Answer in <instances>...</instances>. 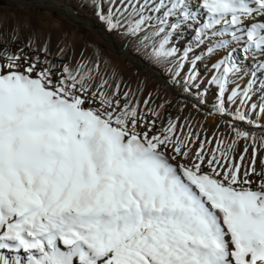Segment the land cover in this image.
<instances>
[{
    "label": "snow or ice",
    "instance_id": "1",
    "mask_svg": "<svg viewBox=\"0 0 264 264\" xmlns=\"http://www.w3.org/2000/svg\"><path fill=\"white\" fill-rule=\"evenodd\" d=\"M31 2L141 56L0 34V264H264V0Z\"/></svg>",
    "mask_w": 264,
    "mask_h": 264
},
{
    "label": "rangeland",
    "instance_id": "2",
    "mask_svg": "<svg viewBox=\"0 0 264 264\" xmlns=\"http://www.w3.org/2000/svg\"><path fill=\"white\" fill-rule=\"evenodd\" d=\"M21 3L20 0H3V3H0V34L3 35L4 40L11 41L13 36L12 28L17 22L23 26L30 21L31 27L35 28L40 34L46 35L51 33L53 48L60 39L61 33L67 32L66 42L73 46L77 54L87 45L94 42L102 49L103 58L110 61L111 66L115 67L118 72H122L126 79L133 82L132 76L135 73L137 65L135 64V69L132 70L127 66L130 60H139L141 56V53L135 50L134 45L129 44L124 46L118 37L114 38L115 43L123 46L128 53L124 56L116 53L110 54L107 41L90 32H85L80 25L63 17L59 11L46 9L44 7H34L32 6L31 0L26 3ZM84 11L90 13L88 9H84ZM53 23L60 25V32L52 29L51 25ZM29 34L30 30L24 28L22 39H24L25 42ZM76 35L80 36V40H75L73 38V36ZM85 54L87 55L88 53L86 52Z\"/></svg>",
    "mask_w": 264,
    "mask_h": 264
},
{
    "label": "bare ground",
    "instance_id": "3",
    "mask_svg": "<svg viewBox=\"0 0 264 264\" xmlns=\"http://www.w3.org/2000/svg\"><path fill=\"white\" fill-rule=\"evenodd\" d=\"M22 3H26V2H29L30 0H20ZM21 3V4H22ZM24 5V4H23ZM99 37V36H98ZM73 38L75 39V40H80V36H73ZM108 43V45H109V51H110V54H112V53H116V54H118V55H125V54H127L128 52L126 51V49L123 47V46H120V45H117L116 43L115 44H112V43H109V42H107ZM131 56V55H130ZM135 60V59H134ZM134 60H130V63L128 64V68L129 69H135V64L136 63H134ZM137 79V77L135 76V75H133L132 76V80L133 81H135ZM134 84V83H133ZM134 86H135V84H134ZM169 96H170V98H171V94H169ZM197 119H199V117H197Z\"/></svg>",
    "mask_w": 264,
    "mask_h": 264
}]
</instances>
